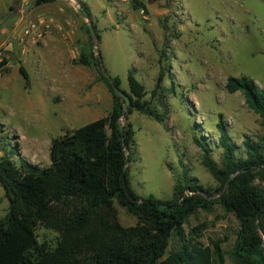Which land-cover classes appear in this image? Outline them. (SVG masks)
<instances>
[{"label": "rangeland", "instance_id": "obj_1", "mask_svg": "<svg viewBox=\"0 0 264 264\" xmlns=\"http://www.w3.org/2000/svg\"><path fill=\"white\" fill-rule=\"evenodd\" d=\"M36 1L0 0V156L45 168L52 139L108 114L112 96L94 68L74 63L89 43L95 56L100 53L106 75L118 77L127 93L130 69L146 100L165 73L164 91L158 92L166 108L156 98L151 101L159 113H167L166 124L136 111L127 116L135 141L128 181L138 198L171 199L183 167L199 185L216 187L193 140L206 143L220 163V115L238 153L244 140L264 134L243 95L224 88L228 77L245 76L264 90V0ZM133 1L144 10H135ZM79 2L88 7L90 19ZM88 23L98 30L99 42L86 33ZM31 25L36 31L26 34ZM116 208L121 225L136 224L135 217ZM7 209L0 185V218ZM194 228L202 246L227 237L222 250L225 264H232L237 222L231 214L218 205L209 213L199 210L184 225L185 235ZM37 238L53 246L57 233L38 228Z\"/></svg>", "mask_w": 264, "mask_h": 264}, {"label": "trees", "instance_id": "obj_2", "mask_svg": "<svg viewBox=\"0 0 264 264\" xmlns=\"http://www.w3.org/2000/svg\"><path fill=\"white\" fill-rule=\"evenodd\" d=\"M51 1L37 0L35 5ZM79 3L90 19L88 7ZM132 7L144 10L137 1ZM86 33L100 41L95 25L92 34L88 27ZM74 63L94 68L97 80L112 96L110 111L52 139L45 168L25 160L17 164L8 155L0 156V185L8 199L7 212L0 218V264H225L222 244L227 237L202 246L195 240L201 236L199 229L187 235L184 231L190 216L199 210L209 213L215 205L237 222L232 264H264V134L256 140H244L243 152L238 153L220 115V163L213 159L206 143L193 140L201 150V164L216 187L199 185L183 167L171 199H140L128 181L135 141L127 116L136 111L166 124L167 113H159L151 101L156 98L166 108L164 96L158 92L164 91V70L156 79L150 100H146L134 69L127 72V93L121 90L118 77L106 75L100 53L95 56L92 52V43L81 50ZM19 71L27 82V73L22 67ZM113 88L130 98L122 129L124 101ZM224 88L230 94L243 95L264 129V90L245 76L228 77ZM116 206L135 217L136 224L121 225ZM38 228L57 233L53 246L38 241Z\"/></svg>", "mask_w": 264, "mask_h": 264}, {"label": "water", "instance_id": "obj_3", "mask_svg": "<svg viewBox=\"0 0 264 264\" xmlns=\"http://www.w3.org/2000/svg\"><path fill=\"white\" fill-rule=\"evenodd\" d=\"M88 28H89L90 33H92V25H91L90 23H88ZM94 50H97V49L95 48ZM113 89H114V92H115L118 96H120V97L123 99V101H124V103H123V105H122V117H121V119H122V120H125V118H126L127 107H128L129 104H130V98H129V96L126 95L124 92H121V91H119V90L116 89V88H113ZM119 128L122 129V124H120ZM124 149H125L126 152L128 151V148H127L126 145H124Z\"/></svg>", "mask_w": 264, "mask_h": 264}, {"label": "built area", "instance_id": "obj_4", "mask_svg": "<svg viewBox=\"0 0 264 264\" xmlns=\"http://www.w3.org/2000/svg\"><path fill=\"white\" fill-rule=\"evenodd\" d=\"M36 31V27L35 25H31L30 27H28V29L26 30V34H32ZM39 36V35H38Z\"/></svg>", "mask_w": 264, "mask_h": 264}, {"label": "crops", "instance_id": "obj_5", "mask_svg": "<svg viewBox=\"0 0 264 264\" xmlns=\"http://www.w3.org/2000/svg\"><path fill=\"white\" fill-rule=\"evenodd\" d=\"M9 49H10V47L7 46V47H6V50H9ZM10 50H11V49H10Z\"/></svg>", "mask_w": 264, "mask_h": 264}]
</instances>
